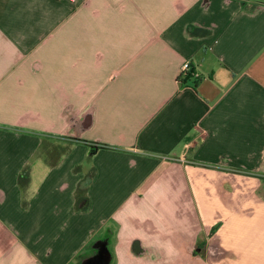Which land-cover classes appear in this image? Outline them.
I'll use <instances>...</instances> for the list:
<instances>
[{
	"label": "crops",
	"instance_id": "obj_1",
	"mask_svg": "<svg viewBox=\"0 0 264 264\" xmlns=\"http://www.w3.org/2000/svg\"><path fill=\"white\" fill-rule=\"evenodd\" d=\"M230 185L264 190V0H0V264H264Z\"/></svg>",
	"mask_w": 264,
	"mask_h": 264
},
{
	"label": "rangeland",
	"instance_id": "obj_2",
	"mask_svg": "<svg viewBox=\"0 0 264 264\" xmlns=\"http://www.w3.org/2000/svg\"><path fill=\"white\" fill-rule=\"evenodd\" d=\"M261 188H262L261 190H258L256 192H252V191L246 190L244 188L242 190L234 191V190H232V186L230 185V187L228 189H227V187L225 188L226 190H224L222 192V195H223L224 201H226V202L228 201V198H230V197H231V199H233V200L236 199L237 202H240L241 200L247 198V196H252V194H255L256 197L264 199L263 186ZM203 195H204L203 193H200L199 194V199ZM256 205H254V206H256ZM258 213H262V212H258ZM111 241H113V235H112ZM102 257L104 258V255ZM107 264H109V263H107Z\"/></svg>",
	"mask_w": 264,
	"mask_h": 264
},
{
	"label": "trees",
	"instance_id": "obj_3",
	"mask_svg": "<svg viewBox=\"0 0 264 264\" xmlns=\"http://www.w3.org/2000/svg\"><path fill=\"white\" fill-rule=\"evenodd\" d=\"M98 145H90L89 151L87 152L88 156H90L95 150L98 149ZM93 174L90 173L87 175L86 180L84 181L83 184H81V187L79 189V197H83V199H81V207L82 206H87L88 203V198H87V194H86V189L88 187V185L90 184V181L93 179Z\"/></svg>",
	"mask_w": 264,
	"mask_h": 264
},
{
	"label": "built area",
	"instance_id": "obj_4",
	"mask_svg": "<svg viewBox=\"0 0 264 264\" xmlns=\"http://www.w3.org/2000/svg\"><path fill=\"white\" fill-rule=\"evenodd\" d=\"M188 76L196 78L197 74H195V72L192 71L190 62L185 61L181 65L178 77H179V79H182V78H185Z\"/></svg>",
	"mask_w": 264,
	"mask_h": 264
},
{
	"label": "flooded vegetation",
	"instance_id": "obj_5",
	"mask_svg": "<svg viewBox=\"0 0 264 264\" xmlns=\"http://www.w3.org/2000/svg\"><path fill=\"white\" fill-rule=\"evenodd\" d=\"M96 251H95V254L92 256V258H91V262L93 263V264H101V262L104 264V261L105 260H103V249H102V247L100 246V245H97L96 247ZM90 263V262H89Z\"/></svg>",
	"mask_w": 264,
	"mask_h": 264
},
{
	"label": "water",
	"instance_id": "obj_6",
	"mask_svg": "<svg viewBox=\"0 0 264 264\" xmlns=\"http://www.w3.org/2000/svg\"><path fill=\"white\" fill-rule=\"evenodd\" d=\"M87 264H91V262L90 263H87Z\"/></svg>",
	"mask_w": 264,
	"mask_h": 264
}]
</instances>
